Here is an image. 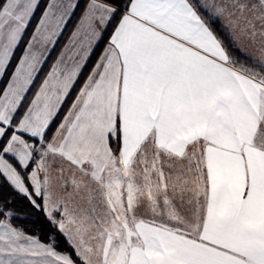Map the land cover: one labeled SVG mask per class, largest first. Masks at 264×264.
<instances>
[{"label":"snow or ice","instance_id":"snow-or-ice-1","mask_svg":"<svg viewBox=\"0 0 264 264\" xmlns=\"http://www.w3.org/2000/svg\"><path fill=\"white\" fill-rule=\"evenodd\" d=\"M0 264H264V0H0Z\"/></svg>","mask_w":264,"mask_h":264}]
</instances>
